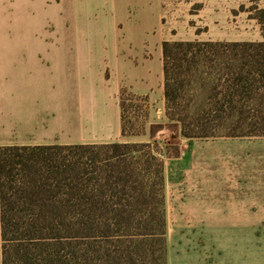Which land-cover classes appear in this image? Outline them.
<instances>
[{
	"label": "trees",
	"instance_id": "trees-1",
	"mask_svg": "<svg viewBox=\"0 0 264 264\" xmlns=\"http://www.w3.org/2000/svg\"><path fill=\"white\" fill-rule=\"evenodd\" d=\"M221 47L235 62L252 63L254 78L240 72L242 93L218 96L210 109L202 101L181 110L185 72ZM241 48L254 53L240 57ZM163 62L166 119L183 138L264 137V93L251 94L256 83L264 90V43L165 41ZM128 92H120L123 135L139 137L145 133L132 123ZM135 98L149 106L148 98ZM166 158L156 141L1 147L3 264H169Z\"/></svg>",
	"mask_w": 264,
	"mask_h": 264
},
{
	"label": "rangeland",
	"instance_id": "rangeland-1",
	"mask_svg": "<svg viewBox=\"0 0 264 264\" xmlns=\"http://www.w3.org/2000/svg\"><path fill=\"white\" fill-rule=\"evenodd\" d=\"M50 0L56 11H71L74 23L80 31H88L91 57L86 66L82 65V76L78 72L74 81L68 70L61 67V85L76 87L77 122L82 123L86 138L106 139L115 136L119 113V80L129 73L119 64V53L124 58L134 54L143 58L150 53L153 62H158V53L165 41H197L200 43H222L258 45L264 43V0H215L218 8L203 9L206 0ZM203 10V11H202ZM210 15V16H209ZM212 16V17H211ZM124 42H132V48L119 49V34ZM207 58L189 72L185 68L182 80L179 107L193 111L202 101L209 102L208 109L214 107L213 99L224 94L245 91L236 86L240 72L245 77L254 78V67L233 60L234 53L226 48L208 49ZM254 52L239 50V56ZM65 69V70H64ZM85 69V71H84ZM250 72L252 76L250 75ZM70 76V77H69ZM68 78L70 80L68 81ZM68 83V84H67ZM262 83L252 87L251 94L264 93ZM259 88V89H258ZM250 89L248 90V92ZM135 93L128 92L126 105L132 107V123L145 135L139 136L158 142L165 153L172 175L180 170L179 158L187 154L183 167L184 175L205 174L210 178L226 181L225 186L249 188L252 190L251 210L237 214L233 208H215L209 215L207 205L187 204L181 209L177 197H185L187 186L176 189L171 183L170 207L167 206L168 221V261L169 264H264V202L259 200L264 193V137H219L189 141L180 134V126L169 124L150 125V106L145 105ZM245 95V94H244ZM244 103L253 112L254 104ZM149 105V104H148ZM157 115V114H156ZM139 117V118H138ZM158 117V116H157ZM160 125L164 129L159 131ZM211 149L213 160L204 156L196 159L193 147ZM202 151V150H201ZM180 153V157L176 155ZM190 156H192L190 159ZM176 163V164H175ZM250 166V168H247ZM226 170L224 176L223 171ZM175 200V201H174ZM246 201L250 202L248 197ZM198 204V205H197ZM191 211L190 215L188 212ZM181 214V216H179ZM251 225H235L233 217L247 218ZM193 218L192 225H178ZM210 217V218H209Z\"/></svg>",
	"mask_w": 264,
	"mask_h": 264
},
{
	"label": "crops",
	"instance_id": "crops-1",
	"mask_svg": "<svg viewBox=\"0 0 264 264\" xmlns=\"http://www.w3.org/2000/svg\"><path fill=\"white\" fill-rule=\"evenodd\" d=\"M218 1V0H217ZM59 5L60 0H56ZM200 2L204 3V0ZM203 9L212 11L218 8L206 0ZM203 11V10H202ZM210 16V15H209ZM212 17V16H211ZM75 15L71 11H56L50 0H0V148L5 146H44V145H77L106 143H150L151 140L141 137H125L123 135L122 109L120 92L123 87L130 89L138 96L148 98L150 125L165 124V74L162 50L158 53V62L148 53L143 58L138 54L124 58L119 53V64L131 79L125 76L119 80V113L115 136L106 139L86 138L82 123L75 118V85L74 78L78 72L82 76V65L86 66L94 48L88 31H80L74 23ZM123 33L119 34V49L133 43L124 42ZM164 43V42H163ZM61 67L68 70L73 77V86L61 85ZM64 69V70H65ZM85 71V69H84ZM70 77V76H69ZM70 78H68V81ZM157 114V115H156ZM158 116V117H157ZM202 150V151H201ZM196 145L193 155L196 159L204 156L207 161L213 160L211 149L206 150ZM204 155V156H203ZM187 154L179 158L180 170L172 175L169 163H166V200L170 207L172 186H187L185 197H177L179 208L187 204L201 203L207 205L209 215L215 208H233L250 211L252 190L249 188H232L229 190L219 177L208 179L201 175H184V160ZM192 156H190V159ZM176 164V163H175ZM250 168V166H247ZM226 170L223 171L224 176ZM246 197L250 202L246 201ZM259 200L264 202V193ZM174 200V201H175ZM198 205V204H197ZM191 211L188 212L190 215ZM181 216V214L179 215ZM178 225H192L193 218ZM210 218V217H209ZM235 225H251L250 214L247 218L233 217ZM0 264H3V236L1 224L0 200Z\"/></svg>",
	"mask_w": 264,
	"mask_h": 264
}]
</instances>
